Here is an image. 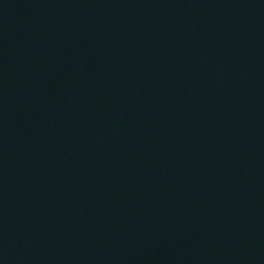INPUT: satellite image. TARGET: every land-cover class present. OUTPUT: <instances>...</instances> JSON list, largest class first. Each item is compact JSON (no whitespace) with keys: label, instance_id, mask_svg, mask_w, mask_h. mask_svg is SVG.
<instances>
[{"label":"water","instance_id":"water-1","mask_svg":"<svg viewBox=\"0 0 264 264\" xmlns=\"http://www.w3.org/2000/svg\"><path fill=\"white\" fill-rule=\"evenodd\" d=\"M0 264H264V0H0Z\"/></svg>","mask_w":264,"mask_h":264}]
</instances>
